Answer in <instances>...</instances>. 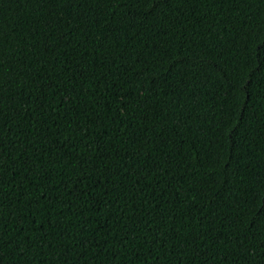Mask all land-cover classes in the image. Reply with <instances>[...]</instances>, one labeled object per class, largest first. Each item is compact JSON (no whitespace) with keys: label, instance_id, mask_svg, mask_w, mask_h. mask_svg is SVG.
I'll return each mask as SVG.
<instances>
[{"label":"trees","instance_id":"16d2710c","mask_svg":"<svg viewBox=\"0 0 264 264\" xmlns=\"http://www.w3.org/2000/svg\"><path fill=\"white\" fill-rule=\"evenodd\" d=\"M0 264H264V0H0Z\"/></svg>","mask_w":264,"mask_h":264}]
</instances>
